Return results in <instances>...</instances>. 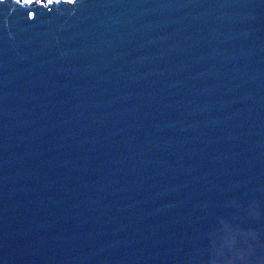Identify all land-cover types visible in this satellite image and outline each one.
Wrapping results in <instances>:
<instances>
[{
    "label": "water",
    "instance_id": "95a60500",
    "mask_svg": "<svg viewBox=\"0 0 264 264\" xmlns=\"http://www.w3.org/2000/svg\"><path fill=\"white\" fill-rule=\"evenodd\" d=\"M0 264H264V0H3Z\"/></svg>",
    "mask_w": 264,
    "mask_h": 264
},
{
    "label": "snow or ice",
    "instance_id": "6c2138e0",
    "mask_svg": "<svg viewBox=\"0 0 264 264\" xmlns=\"http://www.w3.org/2000/svg\"><path fill=\"white\" fill-rule=\"evenodd\" d=\"M26 3H32V0H25ZM0 3H3V0H0ZM16 3H20V0H16Z\"/></svg>",
    "mask_w": 264,
    "mask_h": 264
}]
</instances>
